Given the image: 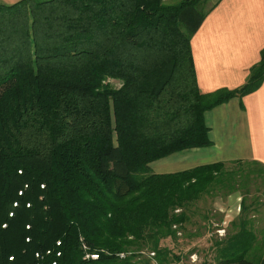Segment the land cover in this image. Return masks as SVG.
<instances>
[{
  "label": "trees",
  "instance_id": "16d2710c",
  "mask_svg": "<svg viewBox=\"0 0 264 264\" xmlns=\"http://www.w3.org/2000/svg\"><path fill=\"white\" fill-rule=\"evenodd\" d=\"M218 2H0V264H178L197 201L235 192L214 263L264 264L246 203L262 164L149 165L210 145L205 112L264 80L263 48L242 85L200 91L190 41Z\"/></svg>",
  "mask_w": 264,
  "mask_h": 264
},
{
  "label": "crops",
  "instance_id": "0c3cea01",
  "mask_svg": "<svg viewBox=\"0 0 264 264\" xmlns=\"http://www.w3.org/2000/svg\"><path fill=\"white\" fill-rule=\"evenodd\" d=\"M16 1L0 0L6 4ZM190 44L201 92L239 87L264 48V0H219ZM204 119L210 145L154 160L149 164L151 171L170 173L235 160L255 161L264 166V80L255 91L207 110ZM238 195L234 204L237 207L241 197Z\"/></svg>",
  "mask_w": 264,
  "mask_h": 264
},
{
  "label": "rangeland",
  "instance_id": "374dc122",
  "mask_svg": "<svg viewBox=\"0 0 264 264\" xmlns=\"http://www.w3.org/2000/svg\"><path fill=\"white\" fill-rule=\"evenodd\" d=\"M167 3H176L180 0H165ZM214 1V0H213ZM115 87L120 85V80L115 78H108L107 80ZM227 168H242L245 170L243 173L246 174L248 171L249 165L242 164V167L239 166H229ZM239 173V172H238ZM249 183L247 185L248 189H250V193L246 199V203L253 204V209L248 212V218L253 221V229L259 233V230L264 228V185L261 184V181L258 179V187L259 190L255 191V186ZM236 194L238 192L232 193L226 197H222L220 195L217 196H203L196 203V211L194 215L191 217L190 223H187L184 227V231L180 230L177 233L179 239L174 246L170 243L171 246H174V251L176 254L179 252H184L188 249H192V252H196L199 256V263L208 262L210 264H215L213 260V249L212 242L214 239L224 238L226 234L231 231L230 224L234 220H237L240 217V211L238 212L237 206H235ZM239 196V195H238ZM235 197V199H234ZM253 200V202H252ZM241 202V197H240ZM224 210L225 213H224ZM228 216L227 223L223 224L225 228V233L222 236H219L216 229L222 224V220L224 215ZM221 223V224H220ZM187 233H193L194 237H184ZM198 234L196 237L195 235ZM261 237L260 235H258ZM263 236V235H262ZM183 256V261H187L188 256ZM150 255L147 252H144L143 259L149 260V264H156L154 260L149 259ZM144 264V263H143Z\"/></svg>",
  "mask_w": 264,
  "mask_h": 264
},
{
  "label": "built area",
  "instance_id": "2783aa9c",
  "mask_svg": "<svg viewBox=\"0 0 264 264\" xmlns=\"http://www.w3.org/2000/svg\"><path fill=\"white\" fill-rule=\"evenodd\" d=\"M15 204L16 203H14V205ZM237 209H238V212H239L240 211V204L238 205ZM225 211L226 210H224V213H225ZM227 219H228V216L225 214L224 218L222 220V224L220 223L221 226H219L218 228H215L219 236H222L225 233V228L223 227V224L227 223ZM149 255L153 256V252H150ZM120 256L124 257V254H121ZM92 257H96V255L93 254ZM178 264H210V263H208V262L199 263V256L197 255V253L196 252H191L188 255L187 261L181 260Z\"/></svg>",
  "mask_w": 264,
  "mask_h": 264
}]
</instances>
